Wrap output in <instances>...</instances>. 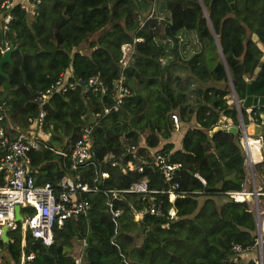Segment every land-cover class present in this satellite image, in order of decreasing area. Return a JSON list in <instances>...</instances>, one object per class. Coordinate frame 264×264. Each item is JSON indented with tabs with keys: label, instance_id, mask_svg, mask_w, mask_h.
<instances>
[{
	"label": "trees",
	"instance_id": "trees-1",
	"mask_svg": "<svg viewBox=\"0 0 264 264\" xmlns=\"http://www.w3.org/2000/svg\"><path fill=\"white\" fill-rule=\"evenodd\" d=\"M111 1L39 0L32 14L14 6L9 30L0 31V42L5 36L15 43L9 61L1 63L0 97L5 98L0 102V126L10 138L29 129L39 107L35 93L58 75L65 74L66 80L96 75L107 91L93 94L76 87L53 92L42 106L43 127L49 135L37 148L29 149L30 164L39 165L55 156L62 159L54 145L68 156L79 127L91 122L93 112L112 97L110 86L120 73L121 43L141 37L122 69L129 94L92 126L88 142L92 163L108 172L95 183L102 189L125 188L144 180L149 188H165L168 181L153 164L144 162L155 151L180 162L175 179L185 193L170 202L164 192H119L112 197L113 206L120 208L114 234L104 203L111 195L103 190L84 193L89 199L85 215L54 226L48 245L22 229L17 219L16 227L6 230V240L0 238L5 252L0 254V264H17L21 250L34 253V264H77L66 248L71 239L82 238L81 264H234L231 245L246 250L255 245L256 238L255 216L247 201L233 200L224 193L241 189L223 177L243 178L244 155L238 133L217 129L209 134V130L221 116L238 123L237 110L225 97L227 73L237 98L245 93L244 75L250 78L251 94L264 96V59L254 73L262 51L252 38L255 34L264 44V0H232V6L227 0H117L109 7ZM108 22L110 26L101 29ZM98 29L95 37L88 38ZM82 44L90 49L88 53L79 49ZM174 69L184 71L185 77ZM240 111L246 119L245 111ZM169 112L177 113L181 122L193 120L178 147L166 140L172 132ZM108 151L111 159L130 162L132 168L99 163ZM92 163L71 173L91 182ZM46 167L50 165L43 163L42 182L56 187L63 169L45 171ZM39 178L34 182L40 183ZM150 196L160 199L164 210L172 205L176 216L165 219L142 213L134 221L132 209H140ZM213 196H222L224 201L217 204ZM257 207L264 208V195H257ZM31 213V206H19L20 215Z\"/></svg>",
	"mask_w": 264,
	"mask_h": 264
},
{
	"label": "built area",
	"instance_id": "built-area-1",
	"mask_svg": "<svg viewBox=\"0 0 264 264\" xmlns=\"http://www.w3.org/2000/svg\"><path fill=\"white\" fill-rule=\"evenodd\" d=\"M38 2L39 0H0V31L5 34L9 30L10 22L14 18V6L18 5L20 8L24 9L27 14H32ZM140 39L141 37L133 36L130 42L121 43V54L118 60L120 64V73L110 86L112 97L108 104H103L99 111L96 110L93 112L94 119L91 122L82 124L79 127V135L71 144L69 151L71 169L76 170L79 167L87 166L92 163V152L89 149L88 142L93 124L107 112L116 110L122 98L129 94L128 88L123 83L124 75L122 69L132 57L134 42ZM14 46L15 43L8 37L3 36L0 42V56L5 50L11 51ZM66 77L67 76L63 73L58 75L47 87L35 93L33 99L37 102L39 107L29 129L19 132L14 138H10L3 127L0 126V172L3 173V182L0 183V238L4 227L6 230L16 227L13 209L15 204L19 206L29 205L33 208V213L21 215L19 219L20 226L22 229H28L31 236L39 239L43 244L48 245L53 241L52 228L54 226L61 225L64 220L86 212L89 206V199L87 196L82 195L84 193L103 190L102 192L111 195V198L107 195L104 202L110 213V219L113 222V234L117 231L120 208H115L113 206L112 197H117L119 192L140 194L164 192L168 201H171L176 195H183L185 193V190L179 189L178 181L175 179L177 170L180 167V162L171 160L165 153L155 151H152V156L144 160V162L153 164L163 178L168 181L167 186L162 189L149 188L147 182L144 180L131 182L125 188L102 189L96 185L95 181L99 177L102 178L107 176L108 172L102 168L98 169L93 163V178L91 182L83 180V178L77 174L74 176L63 174L58 178L56 187L52 186L49 181L36 184L33 176L28 173L26 163L28 161L29 149L36 147L39 144V140L26 132L33 130L34 127L41 129L43 125H45V110L42 106L46 99L53 92L62 93L69 89H75L76 87L80 88L83 92H91L93 94L99 91H107L106 86L96 75L74 80H66ZM168 120H170L174 129L178 128L177 113L169 112ZM6 126H8L7 123ZM239 139L245 141L241 135ZM124 149L128 150L127 147ZM59 152L62 153L61 150ZM111 156V153H109V156L106 158L102 156L98 162H109L111 165L119 164L123 169L132 168L130 162H124L115 158L111 159ZM141 169V164L136 167L138 171ZM193 175L204 183L203 178L197 172H194ZM224 193L233 200H245V197L249 194L256 196L257 194L264 193V191H247L241 189L225 190ZM142 211L151 215L162 216L165 219H171L176 216L175 208L172 205L164 210L161 200H155L153 196H150L144 202ZM135 213L137 212L135 211ZM134 216H137V214H134ZM257 218L259 226L263 228L264 212L262 211ZM262 233H264V230ZM21 243L23 244V241ZM230 251L234 264H264V250H262V245L261 250L259 249V256L252 257L245 262H242L239 258V254L245 250H242L238 244H232ZM33 256V252H24L21 250L17 264H34ZM79 260V257L74 258L75 263H78ZM124 264L131 263L125 262Z\"/></svg>",
	"mask_w": 264,
	"mask_h": 264
},
{
	"label": "crops",
	"instance_id": "crops-1",
	"mask_svg": "<svg viewBox=\"0 0 264 264\" xmlns=\"http://www.w3.org/2000/svg\"><path fill=\"white\" fill-rule=\"evenodd\" d=\"M228 82V80H227ZM229 85V84H228ZM230 88V87H229ZM227 99V98H226ZM239 99V98H238ZM241 99V98H240ZM227 102H232L230 100V98L227 99ZM233 103V102H232ZM244 111H247L245 108H240ZM237 110V109H236ZM246 113V112H245ZM225 118V117H224ZM237 120H238V112H237ZM193 120L191 119L188 123L187 122H182L183 123H186L185 124H181V121L180 119L178 118V124H177V129H175V132L172 133L171 136H174V139H178V144H179V141H180V137L182 135V133L184 132V130L193 124L192 122ZM3 122L6 124H8V121H7V118L5 116H3ZM170 122V120H169ZM224 122L225 124H229L231 123V120L229 118H225L224 119ZM232 124V123H231ZM170 125H171V128L172 130L174 129L172 126V123L170 122ZM236 125V124H235ZM182 126L184 127V129L182 128ZM181 130V132H180ZM36 132V133H35ZM28 133L30 136H35L38 140H39V145L42 143V140L45 142V140L48 138V131L43 128L41 129H38V128H33V130L29 131V132H26ZM238 141L240 143V146L242 148V151H243V155H244V159H243V167H244V175H243V178H236V179H242V184L239 185L241 186V189L243 190H247V191H254V190H260V191H264L262 189H264V159H263V154L259 148V138H256L258 140V149L257 150H249L246 146V143H244L245 141H241L239 139V136L241 135L238 132ZM233 134V133H232ZM159 144H162V141L159 142ZM55 147V152L60 154L63 158L65 157L67 159V164L66 162L64 161V159H58L56 156L55 157H51L49 158L48 160L46 161H42L39 165L37 164H34V165H31L30 164V158H29V155H28V161L26 163V167L28 169V173L31 174L33 176V179L35 180V177H40V183L38 184H41L42 183V177L43 175H41V172L44 171L42 170L43 169V163L45 164H49L50 167H46L45 168V171H50L51 169H55V168H60V169H63V174H68L70 176H74L76 174L74 173H71V171H73L70 167V164H71V160H70V157H69V154L68 156H66V154L64 153V151L62 150V148H60L59 145H54ZM35 148V147H34ZM37 148V147H36ZM50 148V147H49ZM62 150V153H60L59 151ZM255 152V154H254ZM109 153H112L111 151L109 152H105L102 156L105 158L109 156ZM102 158V157H101ZM106 163V162H104ZM111 165V164H110ZM42 166V167H40ZM258 166L260 167V169H258ZM77 175H79L80 177H82L79 173H77ZM228 175V174H226ZM201 176V175H200ZM225 176V175H224ZM106 177V176H105ZM202 177V176H201ZM232 177V176H231ZM83 178V177H82ZM103 178V177H102ZM224 178V177H223ZM234 178V177H233ZM204 180V179H203ZM229 180V179H228ZM37 184V183H36ZM155 189V188H154ZM240 189V190H241ZM228 190H233V189H228ZM97 192V191H95ZM89 194L90 193H94V192H88ZM257 195H264V193L262 194H257ZM257 195L254 196L252 195L253 199H254V206H255V209L253 210V214L257 217L261 214V212L263 211L264 212V208L259 210L258 207H257ZM175 197V196H174ZM174 197L172 198V200L170 202L173 201ZM199 200H201L202 198H204L203 196H198L197 197ZM215 202L218 204L220 203L221 201H224V197L222 196H213ZM246 201H247V196L245 197ZM105 201V200H104ZM105 203V202H104ZM249 205V204H248ZM253 205V204H252ZM250 207V206H249ZM135 211L137 213H135ZM142 213H146V212H143L142 211V206L140 209L136 210V209H132V216H133V220L134 221H137L139 218H140V215ZM134 214H137V216H134ZM149 214V213H148ZM259 214V215H258ZM83 215H85V213H83ZM74 218V217H72ZM255 221H256V218H255ZM264 234V233H263ZM23 241V239L21 240V242ZM80 247H79V250L77 253L75 254H72L71 251L69 250L70 249V242L67 244V248L66 250L71 254V256L74 258H77L79 257V262L77 264H81L82 261H81V253H82V248L85 244V240L84 238L80 239ZM83 241H84V244H83ZM264 242V238L262 240ZM262 250H264V245L262 243ZM257 247L256 246H252L251 248L243 251L242 253L239 254V258L241 259L242 262H245L247 260H249L250 258L252 257H256L258 256L257 255ZM4 250L2 248H0V254H4Z\"/></svg>",
	"mask_w": 264,
	"mask_h": 264
},
{
	"label": "water",
	"instance_id": "water-1",
	"mask_svg": "<svg viewBox=\"0 0 264 264\" xmlns=\"http://www.w3.org/2000/svg\"><path fill=\"white\" fill-rule=\"evenodd\" d=\"M117 1V0H112L111 2H109V7H111L112 2ZM229 1V5L232 6V0H227ZM200 5L204 10L203 4L202 2H200ZM111 22L106 23L105 25L102 26L101 29H106L110 26ZM209 29L210 32L214 38V41L216 43V46L219 49V44L217 42V38L215 35V32L212 28V26L209 23ZM100 30L98 29L95 33L97 34ZM164 31L170 35V33L168 32L167 27H165ZM252 38L256 41L257 46L260 48V50L262 51V54L259 57V60L257 62V65L254 67L253 72L256 73L259 67L260 62L264 59V44L257 40V36L255 34L252 35ZM175 39V37H173V40ZM10 50H5L1 56H0V73H1V63L5 62V61H9V56H10ZM220 52V50H219ZM244 79L247 80L246 85H245V93L244 96L241 99H238L232 84H231V79L227 73V80H228V84L230 87V92H228L225 96L226 98H230V100L233 102L235 108L237 109L238 112V123L235 124H225L224 122V116H221L218 121L217 124L215 126H213L212 129L209 130V134L212 133V131L217 130V129H222V130H226L229 133H236L239 131V133L241 134L243 140H246V138H259V148L263 154V159H264V96L263 95H256V94H251L250 92V78L247 79V77L244 75L243 76ZM5 96L0 97V102H2L4 100ZM245 108L247 111L246 112V119H243L242 115H241V111L240 108ZM255 108L256 111L253 109ZM254 113H257V117L254 116ZM224 179H229L230 181H232L233 183L237 184V185H241L242 184V179H236L231 177L230 175H225ZM14 218L15 220L20 219L21 215L19 214V205L15 204L14 207ZM256 235H257V247L258 249L261 250V243H260V237H261V233H260V226L259 223L256 222ZM1 239L6 240V228H3L2 234H1Z\"/></svg>",
	"mask_w": 264,
	"mask_h": 264
},
{
	"label": "rangeland",
	"instance_id": "rangeland-1",
	"mask_svg": "<svg viewBox=\"0 0 264 264\" xmlns=\"http://www.w3.org/2000/svg\"><path fill=\"white\" fill-rule=\"evenodd\" d=\"M96 36V33L94 32V33H92V34H89L88 35V38H91V37H95ZM82 52H84V53H88V51L90 50L87 46H86V44H82L81 46H80V48H79ZM174 72L175 73H178V74H180V76L183 78V77H185V72L184 71H178L177 69H174ZM181 124H182V122H181ZM183 124H185L186 125V123H183ZM182 124V125H183ZM182 128L184 129V127L182 126ZM175 132V129H173L172 130V132H171V134H170V137L168 138V139H166V140H170V141H172L173 142V144H174V147H178L179 146V144H178V139H174V136H171L172 135V133H174ZM180 132H181V130H180ZM36 133V132H35ZM247 203L249 204V206H250V209L253 211L254 209H255V206H254V199H253V197H252V194H249V195H247ZM253 204V205H252ZM255 216V215H254ZM255 218H256V222H258V218L255 216ZM263 232V228H262V226L260 227V233H261V237H260V241H261V245H262V240H263V238H262V233ZM257 240H256V238H255V245L254 246H256L257 247V242H256ZM79 247H80V241L79 240H77V239H71L70 240V251H71V253L72 254H75V253H77L78 252V250H79ZM257 255L259 256V249H258V247H257ZM257 256V257H258Z\"/></svg>",
	"mask_w": 264,
	"mask_h": 264
},
{
	"label": "bare ground",
	"instance_id": "bare-ground-1",
	"mask_svg": "<svg viewBox=\"0 0 264 264\" xmlns=\"http://www.w3.org/2000/svg\"><path fill=\"white\" fill-rule=\"evenodd\" d=\"M246 146L249 150H257L258 149V140L256 138H246L245 140ZM255 154V152H254Z\"/></svg>",
	"mask_w": 264,
	"mask_h": 264
},
{
	"label": "flooded vegetation",
	"instance_id": "flooded-vegetation-1",
	"mask_svg": "<svg viewBox=\"0 0 264 264\" xmlns=\"http://www.w3.org/2000/svg\"><path fill=\"white\" fill-rule=\"evenodd\" d=\"M229 2V1H228ZM229 92H230V88H229ZM226 97V96H225Z\"/></svg>",
	"mask_w": 264,
	"mask_h": 264
}]
</instances>
